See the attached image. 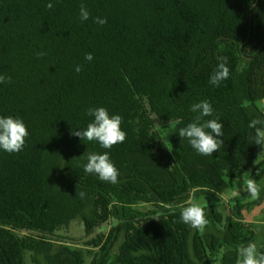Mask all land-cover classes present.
<instances>
[{"label": "trees", "instance_id": "16d2710c", "mask_svg": "<svg viewBox=\"0 0 264 264\" xmlns=\"http://www.w3.org/2000/svg\"><path fill=\"white\" fill-rule=\"evenodd\" d=\"M261 100L264 0H0V264H264Z\"/></svg>", "mask_w": 264, "mask_h": 264}, {"label": "rangeland", "instance_id": "374dc122", "mask_svg": "<svg viewBox=\"0 0 264 264\" xmlns=\"http://www.w3.org/2000/svg\"><path fill=\"white\" fill-rule=\"evenodd\" d=\"M256 106L264 112V100H261L256 103ZM161 131L166 136V130L161 128ZM263 141H264V133H263ZM264 158V149L261 156H259V160ZM229 190L225 192L220 199L216 200L210 197H199L191 200L192 206L198 207L202 205H211L219 212H224L227 210V204L229 200L233 197L243 196L247 202H253L257 195L253 187L250 185L248 181V173L239 175L236 179L229 180ZM242 218L245 223L249 224L251 230L254 231L255 237L252 244V250L248 252V255L251 256L252 260L260 257L261 252L264 251V201L259 205H253L249 209V211H245L242 214ZM79 223L75 224L72 227L71 231L73 236L78 237L80 234L77 232ZM246 253L242 257L241 264H245ZM26 264H30L29 260H26Z\"/></svg>", "mask_w": 264, "mask_h": 264}]
</instances>
